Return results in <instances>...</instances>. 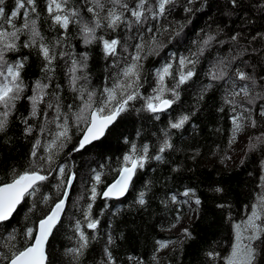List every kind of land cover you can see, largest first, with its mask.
Instances as JSON below:
<instances>
[{
    "label": "snow or ice",
    "instance_id": "6c2138e0",
    "mask_svg": "<svg viewBox=\"0 0 264 264\" xmlns=\"http://www.w3.org/2000/svg\"><path fill=\"white\" fill-rule=\"evenodd\" d=\"M178 8L187 14L181 20L173 15ZM260 8L264 11V0ZM194 10V0H0V143L7 147L22 138L29 145L22 160L7 164L0 174V264H54L49 241L65 217L71 241L63 253L66 264H85L101 237L104 242L93 264H122L115 250L124 233L113 228L119 207H110L109 201L126 198L147 161L164 162L171 151L190 152L193 161L201 155V146L178 148L173 136L213 92L212 105L221 120L227 115L230 127L225 147L216 143L211 154L227 166L229 151L240 143V163L256 153L259 174L244 215L237 219L227 206L230 238L223 245H210L203 264H264V30L226 31L220 25L201 29L192 41L194 48L157 59L181 36ZM225 10L228 16L243 11L244 0H225ZM213 45L222 47L205 72L207 81L197 83L191 107L185 108L182 93L195 82L196 66ZM93 46L104 62L98 83L90 64ZM150 57L156 63L146 66ZM33 60L36 75L27 72ZM133 111L153 122L175 114L148 137L137 129L142 142L123 137L126 150L115 166L108 158L77 170L73 154L87 151ZM14 124L18 138L11 135ZM215 131L224 129L218 124ZM182 168L173 163L171 171ZM155 186L144 181L130 207L147 211L149 200L158 199L168 218L166 226L158 225L161 231L181 224L185 205L201 204L192 187H184L179 199L171 191L157 196ZM98 199L102 206L97 212ZM22 202L30 205L23 227L16 220ZM106 212L111 217L102 231ZM192 235L188 227H180L176 239L154 237L147 258L129 254V264H172L169 257Z\"/></svg>",
    "mask_w": 264,
    "mask_h": 264
},
{
    "label": "trees",
    "instance_id": "16d2710c",
    "mask_svg": "<svg viewBox=\"0 0 264 264\" xmlns=\"http://www.w3.org/2000/svg\"><path fill=\"white\" fill-rule=\"evenodd\" d=\"M7 2L11 3V0H7ZM260 3L261 0H244V10L228 16L225 14V0H194L195 10L185 22L183 33L157 59H162L168 52H183L188 48H194L192 41L197 39L201 29L208 31L209 28L215 29L217 25H220L226 31L241 30V27L250 32L264 30V11L261 10ZM173 15L175 19L181 20L187 14L178 8ZM221 47L220 45H213L204 53L200 63L196 66L195 82L182 93L183 107H191L196 85L207 81L205 72L209 69L210 61ZM90 51L92 53L90 64L94 83H98L103 79L104 62L100 58L99 49L96 46H93ZM155 63L156 61L150 57L146 66ZM27 72L32 75L38 74L35 60L32 61ZM215 95L214 92L210 93L184 128L176 130L173 136V142L178 148L189 149L201 146V155L193 161L188 158L191 155L190 152L171 151L165 156L164 162L147 161L145 168L139 170L134 177L135 188L126 193V198L109 201L110 207H119V213L114 218L113 228L116 234L124 233V239L117 240L119 247L115 250L118 259L122 260V264H129L127 259L129 254L133 256L142 255L147 258L153 247L154 237L157 239H176V235L173 234L174 229L161 231L158 227L162 222L166 226L168 220L162 214L163 206L160 205L158 199L149 200L147 211L143 209L138 211L136 207H130L136 191L141 188L144 181L152 180L155 182L156 186L153 191L157 196L171 191L177 194L179 199H183L181 194L184 187H192L196 189V194L201 198L199 206L192 201L191 208L185 205L182 209V221L189 220L191 213H194V218L186 224L193 235L184 243L181 251L169 257L172 264H203L205 260L204 251L210 245H213L214 242L223 245L230 238V226L225 219L229 211L227 206L230 205V210L237 219L247 211L244 206L254 194V181L259 174L258 156L256 153H252L244 163L239 161L232 168H226L225 163L211 154L216 143H220L221 149L225 147L228 128L230 127L227 115L221 120V114H218L212 105V99ZM174 114L166 113L161 117V121L153 122L149 120L147 114L130 112L114 126H111L106 136L99 142H95L87 151L81 150L79 154H73L77 170L82 166H96L98 163L109 162L108 158H111V162L115 166L116 158L126 150L123 137L127 136L142 142L141 138H137L135 135L137 129H143L142 137H148L151 132L164 126V121L168 116ZM154 124L155 126H153ZM218 124L223 127V132L215 131ZM11 135L16 138L20 136L16 124L13 125ZM151 140L152 143H155V138H151ZM28 147L29 145L22 138L14 139L13 143L7 147L0 143V174L3 173L7 164L22 160ZM70 147L66 151L70 150ZM173 163H180L183 168L177 172H172ZM165 184L167 187L164 186ZM76 186L79 187V181H77ZM217 186L221 187L223 191H214ZM28 199L33 198L29 197ZM120 201H122L123 206H120ZM218 204H225L226 207L221 209L217 207ZM28 206L30 205H25L24 202L18 206L16 220L20 222L21 227L24 225L23 218ZM101 206L102 199H98L94 209L98 212V208ZM69 209H71V204H69ZM28 215L31 217L32 214L29 213ZM110 217L111 213L107 212L105 216L101 217L100 227L102 231ZM15 222L13 221V223ZM67 223L68 218L65 217L60 230L50 237L49 251L53 253L51 258L54 264H66L68 259L63 254L64 249L71 245V241L68 239L70 233L66 228ZM103 242V237H101L99 242L93 243L85 264H93V260L98 259V253Z\"/></svg>",
    "mask_w": 264,
    "mask_h": 264
},
{
    "label": "rangeland",
    "instance_id": "374dc122",
    "mask_svg": "<svg viewBox=\"0 0 264 264\" xmlns=\"http://www.w3.org/2000/svg\"><path fill=\"white\" fill-rule=\"evenodd\" d=\"M241 140H243V137L240 138ZM234 151H230L229 155L232 156V159L227 161V166L225 165L226 168H232L233 166H235L236 164H238V162L240 161V157L241 155H243L242 152V144L237 143L236 145H234ZM194 218V213H191V216L189 218V220L187 221H182L180 225L177 226V228L174 229L173 234L176 235V233L179 231L180 227H186V224L191 221Z\"/></svg>",
    "mask_w": 264,
    "mask_h": 264
},
{
    "label": "water",
    "instance_id": "95a60500",
    "mask_svg": "<svg viewBox=\"0 0 264 264\" xmlns=\"http://www.w3.org/2000/svg\"><path fill=\"white\" fill-rule=\"evenodd\" d=\"M111 127V126H110ZM102 139V138H101ZM95 143V142H94ZM121 198H123V197H121ZM121 198H118V199H121ZM115 200H117L116 198H114Z\"/></svg>",
    "mask_w": 264,
    "mask_h": 264
}]
</instances>
